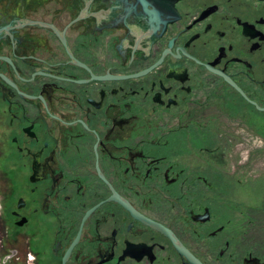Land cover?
I'll return each instance as SVG.
<instances>
[{
  "label": "flooded vegetation",
  "instance_id": "af4514ba",
  "mask_svg": "<svg viewBox=\"0 0 264 264\" xmlns=\"http://www.w3.org/2000/svg\"><path fill=\"white\" fill-rule=\"evenodd\" d=\"M2 264H264V0H0Z\"/></svg>",
  "mask_w": 264,
  "mask_h": 264
},
{
  "label": "built area",
  "instance_id": "2783aa9c",
  "mask_svg": "<svg viewBox=\"0 0 264 264\" xmlns=\"http://www.w3.org/2000/svg\"><path fill=\"white\" fill-rule=\"evenodd\" d=\"M0 264H2V258L0 257Z\"/></svg>",
  "mask_w": 264,
  "mask_h": 264
}]
</instances>
